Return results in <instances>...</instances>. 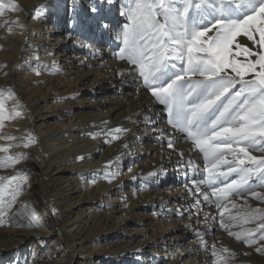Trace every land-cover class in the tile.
I'll list each match as a JSON object with an SVG mask.
<instances>
[{"label":"bare ground","instance_id":"1","mask_svg":"<svg viewBox=\"0 0 264 264\" xmlns=\"http://www.w3.org/2000/svg\"><path fill=\"white\" fill-rule=\"evenodd\" d=\"M15 3L19 10L0 16V24L9 21L0 27V66L6 65L0 67V99L14 91L6 103L9 111L22 115L0 129V135L19 139H0V145L19 144L29 136L36 143L11 148L10 154L24 153L25 158L15 169L0 167V176L31 169L24 188L36 197L37 207L48 209L50 218H39L50 229L0 226V264H143L147 255L150 264H211L210 248L205 250L198 232L208 233L204 240L209 245L229 247L231 264H264L255 246L247 247L219 228L214 206L202 201L199 214H190L195 196L185 185L192 186L194 175L206 177L204 162L184 134L173 132L165 106L135 77L119 74L128 67L115 56L122 45L89 14L90 0ZM106 15L114 26L123 21L116 9ZM47 22L57 26L51 34V26L43 33ZM116 127L130 131L109 143ZM161 129L178 140L174 149L167 147V136L158 142ZM189 159L200 166L199 174L186 166ZM150 171L158 177L145 180ZM105 173L115 178L109 182ZM113 200L118 202L109 204ZM248 201L264 208L254 198ZM71 252L82 258L73 262Z\"/></svg>","mask_w":264,"mask_h":264},{"label":"snow or ice","instance_id":"2","mask_svg":"<svg viewBox=\"0 0 264 264\" xmlns=\"http://www.w3.org/2000/svg\"><path fill=\"white\" fill-rule=\"evenodd\" d=\"M113 9L123 18L115 26L106 15ZM7 10H19L15 0L0 2V16ZM89 14L122 45L115 56L128 67L119 74L127 73L135 77L134 82L142 83L165 106L173 132L184 134L200 154L206 177L194 175L192 186L185 185L195 196L190 206L195 212L190 214H199L202 201L214 206L219 210L220 229L264 255V208H253L248 201L251 197L264 203V155H253V151L264 153V0H90ZM8 23L4 21L0 27ZM12 31L9 27L8 32ZM35 72L40 74L39 66ZM14 95L10 91L0 99V129L6 120L22 115L20 110L8 109L6 101ZM128 131L116 127L108 142ZM165 136L167 147L174 149L178 140L163 129L158 142ZM0 139L19 138L0 135ZM33 143L36 140L29 136L19 144L0 145V153H4L0 167L15 169L25 154H10V149ZM179 155L184 154L180 151ZM186 166L199 174L200 166L193 159ZM153 177H158L157 171H150L144 179ZM105 178L111 182L115 174L105 173ZM27 183V174L0 176V226H43L26 204L16 207ZM202 186L209 190L202 191ZM234 197L244 203H236ZM231 209L238 211L232 214ZM204 221L211 231L207 214ZM249 224L255 226L243 227ZM237 226L242 230L233 231ZM207 234L197 233L205 250L210 248L211 264H231L234 253L215 243L209 245L204 240Z\"/></svg>","mask_w":264,"mask_h":264},{"label":"rangeland","instance_id":"3","mask_svg":"<svg viewBox=\"0 0 264 264\" xmlns=\"http://www.w3.org/2000/svg\"><path fill=\"white\" fill-rule=\"evenodd\" d=\"M69 3V2H68ZM70 9H69V6L67 7V11H69ZM68 18H69V12H68ZM47 24V23H46ZM45 24V26H46V29H44L45 28V26L43 27V33H44V31L46 32L47 31V28L49 29V26H47ZM27 171L30 173L31 172V169L29 168V169H27ZM24 172V171H23ZM28 172H24L25 174H27V176L29 177V175H28ZM32 175V174H31ZM28 190L29 189H26V190H24V192H23V194H22V204H26L27 205V209L28 210H32L31 212H34V213H36V214H38V216L39 217H43V218H50V213L48 212V209L44 206V207H37L36 206V197H34V196H32V197H30L29 196V193H28ZM111 199V196H109V197H107V200H110ZM34 202V203H33ZM118 202V200H113L111 203H109V204H115V203H117ZM36 203V204H35ZM46 208V209H45ZM41 228H43V229H48L49 227L46 225V224H44ZM50 229V228H49ZM115 232H117V231H115ZM111 241V240H110ZM228 249H229V247H227ZM75 253L76 252H71L70 253V257H71V259L73 260V262L74 261H76L77 259L79 260V259H81L82 257H81V254L79 255V257L77 256V254H76V256L74 257V255H75ZM79 254V253H78ZM151 256L150 255H147V258L145 259V261L143 262V264H150V262H146V260L148 259V258H150ZM118 264V263H117Z\"/></svg>","mask_w":264,"mask_h":264}]
</instances>
